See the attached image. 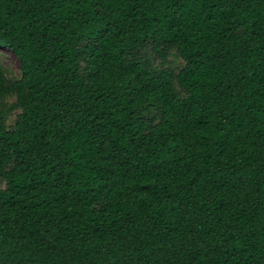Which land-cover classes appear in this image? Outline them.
<instances>
[{
    "label": "trees",
    "instance_id": "1",
    "mask_svg": "<svg viewBox=\"0 0 264 264\" xmlns=\"http://www.w3.org/2000/svg\"><path fill=\"white\" fill-rule=\"evenodd\" d=\"M0 49V264H264V0H0Z\"/></svg>",
    "mask_w": 264,
    "mask_h": 264
},
{
    "label": "rangeland",
    "instance_id": "2",
    "mask_svg": "<svg viewBox=\"0 0 264 264\" xmlns=\"http://www.w3.org/2000/svg\"><path fill=\"white\" fill-rule=\"evenodd\" d=\"M0 58L4 65L9 70L11 77H19L20 76V63L18 58L14 53H12L8 49H0ZM176 65H181L180 61H177ZM13 100H11L12 102ZM17 118V113L13 114L9 124L13 125L15 123V120ZM5 187V183L0 180V189Z\"/></svg>",
    "mask_w": 264,
    "mask_h": 264
}]
</instances>
